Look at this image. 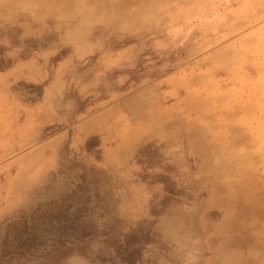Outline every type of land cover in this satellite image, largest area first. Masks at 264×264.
Returning a JSON list of instances; mask_svg holds the SVG:
<instances>
[{
	"label": "rangeland",
	"instance_id": "obj_1",
	"mask_svg": "<svg viewBox=\"0 0 264 264\" xmlns=\"http://www.w3.org/2000/svg\"><path fill=\"white\" fill-rule=\"evenodd\" d=\"M12 222L0 264H264V0H0Z\"/></svg>",
	"mask_w": 264,
	"mask_h": 264
},
{
	"label": "trees",
	"instance_id": "obj_2",
	"mask_svg": "<svg viewBox=\"0 0 264 264\" xmlns=\"http://www.w3.org/2000/svg\"><path fill=\"white\" fill-rule=\"evenodd\" d=\"M30 222L31 224H29V221L25 219L27 230H30L31 226L36 225L34 218H32ZM30 238V233H24L22 230H19L18 226L12 222L7 225V230L0 243V247L5 248L9 243H12V248L15 247L19 249V252L21 253L26 249V247L32 245ZM15 253L16 252H14V254Z\"/></svg>",
	"mask_w": 264,
	"mask_h": 264
},
{
	"label": "bare ground",
	"instance_id": "obj_3",
	"mask_svg": "<svg viewBox=\"0 0 264 264\" xmlns=\"http://www.w3.org/2000/svg\"><path fill=\"white\" fill-rule=\"evenodd\" d=\"M249 147V146H248Z\"/></svg>",
	"mask_w": 264,
	"mask_h": 264
}]
</instances>
